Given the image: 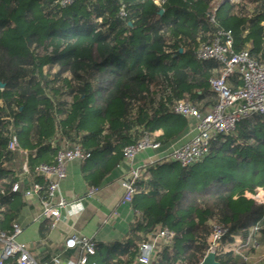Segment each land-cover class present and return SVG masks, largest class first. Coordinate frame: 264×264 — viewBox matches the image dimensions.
<instances>
[{"label": "trees", "instance_id": "16d2710c", "mask_svg": "<svg viewBox=\"0 0 264 264\" xmlns=\"http://www.w3.org/2000/svg\"><path fill=\"white\" fill-rule=\"evenodd\" d=\"M217 1L75 0L63 7L60 0H0V233L13 232L28 204L25 182L13 192L19 178L6 169L20 160V150H36L28 170L43 184L41 196L47 188L36 168L74 145L90 158L102 155L86 176L99 188L94 172L101 178L115 169L124 149L145 134L165 144L185 132L187 118L173 112L177 101L186 99L203 114L216 105L209 80L219 66L197 59L201 42L230 30L236 52L264 61V0L225 2L214 11ZM231 83L242 84L238 76ZM11 132L19 151L8 150ZM148 171L152 178L143 171L130 203L140 215L135 235L97 244L91 264H133L159 227L174 237L161 241L151 264H200L214 224L227 230L219 264L264 261V204L247 196L264 192V114L217 137L193 166L165 161ZM250 237L258 247L237 250Z\"/></svg>", "mask_w": 264, "mask_h": 264}, {"label": "built area", "instance_id": "2783aa9c", "mask_svg": "<svg viewBox=\"0 0 264 264\" xmlns=\"http://www.w3.org/2000/svg\"><path fill=\"white\" fill-rule=\"evenodd\" d=\"M219 1V2H218ZM214 6V11L222 3L218 0ZM75 0H60L61 6H68ZM123 10L120 16H124ZM215 14L211 16L214 22ZM196 57L201 61H215L219 66L218 76L209 80L212 92L215 94L217 103L210 111L203 114L199 109L186 99L177 101L173 106V112L185 118L197 120V134L185 145L172 151L167 157V161L176 162L183 168L195 165L205 159L210 153L212 141L217 137L231 136L237 124L244 119H250L254 115L264 114V61L258 62L253 59L248 50L236 52L234 50L233 33L230 30H218L213 38L206 42H201L196 51ZM238 76L241 85L234 88L231 79ZM161 142L156 141L150 134H145L135 144L126 147L123 151L124 160L133 162L136 157L146 150H157L161 147ZM8 150L19 151V141L17 136L11 132L8 143ZM90 158V154L85 152L80 145L70 148H63L58 151L55 161L52 164L41 163L36 168L37 175L42 178L46 185V195L41 196L43 184L32 183L24 190L25 199L33 197L39 198L42 207V218L58 220L62 210H67L69 203L62 197L60 183L67 175V166L72 161H84ZM143 167H134L124 178L122 186L124 189L123 201L131 203L137 193V182L142 179ZM21 189L19 183L12 187L13 192ZM97 188L92 187L88 196L96 193ZM263 191L257 194H248V198L264 204ZM55 225L53 224L52 227ZM255 227L253 233L257 231ZM22 232L21 227L16 223L13 225V232L0 233V243L3 248L0 252V264L9 259H17L18 264H38L31 255L26 245L16 241ZM227 230L219 225H212V235L209 240L207 255L215 254L220 247L221 239ZM174 232L168 229L157 228L150 234L148 241L141 243L138 260L143 264H151V259L159 249L162 240H171ZM254 245L258 247L257 241L250 237L246 244L239 248ZM65 249H80L81 256L77 260H68L63 263L59 258L54 259V264H90V258L96 254L97 243L93 239L71 235L64 243ZM206 255V256H207ZM203 264V261L200 263Z\"/></svg>", "mask_w": 264, "mask_h": 264}, {"label": "crops", "instance_id": "0c3cea01", "mask_svg": "<svg viewBox=\"0 0 264 264\" xmlns=\"http://www.w3.org/2000/svg\"><path fill=\"white\" fill-rule=\"evenodd\" d=\"M196 102L203 107L202 102ZM187 121L188 127L185 132L165 144L160 141L162 145L159 149L143 151L133 162L123 160L101 178L102 172H94V181L98 183L99 188L90 197L88 192L92 188V181L87 180L86 176L94 171L93 166L102 155H95L84 161L70 162L66 178L60 183L61 195L70 204L67 210H62L58 220L45 219L42 218L43 207L40 200L37 197L26 199L28 204L17 221L22 232L16 241L26 245L38 264H54V259L57 258L63 263L80 258L82 254L80 249H65L64 243L71 235L93 239L98 245H111L133 237L135 220L140 215L134 212L130 203L123 201V180L131 169L138 166L145 169L146 180L152 178L153 174L147 170L167 161L173 150L187 144L197 134V120L187 118ZM161 134V131H157L155 136ZM56 142L57 140L52 141L51 144L55 145ZM19 152L20 160L6 169L14 172L19 178L18 183L25 182L28 188L34 182L33 175L28 170V158L30 153L36 156V150ZM54 161L55 159L52 163ZM2 248L3 245L0 243V252ZM262 263L264 264V261ZM133 264L143 263L137 258Z\"/></svg>", "mask_w": 264, "mask_h": 264}, {"label": "water", "instance_id": "95a60500", "mask_svg": "<svg viewBox=\"0 0 264 264\" xmlns=\"http://www.w3.org/2000/svg\"><path fill=\"white\" fill-rule=\"evenodd\" d=\"M225 2H231V0H223L222 3H225ZM233 3V2H232ZM163 11H161L160 13H162ZM3 86V85H2ZM203 264H219L217 261H216V256L215 254L213 253H210L208 254L204 260H203Z\"/></svg>", "mask_w": 264, "mask_h": 264}, {"label": "rangeland", "instance_id": "374dc122", "mask_svg": "<svg viewBox=\"0 0 264 264\" xmlns=\"http://www.w3.org/2000/svg\"><path fill=\"white\" fill-rule=\"evenodd\" d=\"M240 1H242V0H233V1L231 0V2H233L234 4H237V3H239ZM218 2H219V1H218ZM218 2H217V3H218ZM215 5H216V4H215ZM263 250H264V248H263Z\"/></svg>", "mask_w": 264, "mask_h": 264}, {"label": "bare ground", "instance_id": "6f19581e", "mask_svg": "<svg viewBox=\"0 0 264 264\" xmlns=\"http://www.w3.org/2000/svg\"><path fill=\"white\" fill-rule=\"evenodd\" d=\"M233 1V0H232Z\"/></svg>", "mask_w": 264, "mask_h": 264}]
</instances>
